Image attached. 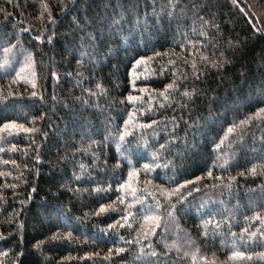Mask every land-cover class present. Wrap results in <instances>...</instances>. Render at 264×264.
I'll list each match as a JSON object with an SVG mask.
<instances>
[{"label": "trees", "instance_id": "1", "mask_svg": "<svg viewBox=\"0 0 264 264\" xmlns=\"http://www.w3.org/2000/svg\"><path fill=\"white\" fill-rule=\"evenodd\" d=\"M261 108L264 0H0V264H264Z\"/></svg>", "mask_w": 264, "mask_h": 264}, {"label": "snow or ice", "instance_id": "2", "mask_svg": "<svg viewBox=\"0 0 264 264\" xmlns=\"http://www.w3.org/2000/svg\"><path fill=\"white\" fill-rule=\"evenodd\" d=\"M233 3H235V0H233ZM171 14V13H170ZM49 19H51V16H49ZM205 23H207V22H205ZM37 39H39V37H37ZM49 39H51V38H49ZM8 49H5V51H7ZM83 58V57H82ZM31 59H32V54L31 53H28L27 54V60H28V62L30 63L31 62ZM145 58L144 57H140V59H137L136 61H135V64L133 65V67L135 68L137 65H139L140 63H141V61L142 60H144ZM78 63H79V61H78ZM213 66H215V63L213 64ZM52 75L55 77L57 74L55 73V72H53L52 73ZM33 87H35V85L33 84ZM96 87L97 88H100L101 89V91L103 90L102 88H101V85L100 84H97L96 85ZM172 88H175V84H170V85H165V91H163V92H161L160 93V95L161 96H163L165 99H167L168 98V96H167V91L169 90V89H172ZM141 91H144L143 89H141ZM32 95L33 96H35L36 95V93L35 92H33L32 93ZM185 95H191V93H185ZM4 100H7L8 98L7 97H4L3 98ZM137 99V97H134V96H131V95H129L128 96V100L129 101H134V100H136ZM260 113H264V108H261V109H258V111H257V116H259V114ZM129 116L131 117L132 116V113H130L129 114ZM247 121H241L240 123L241 124H244V123H246ZM153 124H155L156 123V121H153L152 122ZM128 124V121L127 120H125V125H127ZM17 127H19V128H23V126L22 125H16L15 124V122H8V123H5L3 126H2V128H0V130H11V129H16ZM144 127H150V125H145ZM25 132H28V131H34V129H27V128H25V129H23ZM233 129H229V131L231 132ZM125 135H126V133H124V132H121L120 133V136H119V140L121 141V142H123L124 140H125ZM164 146L163 145H161V148H163ZM151 166L149 165V164H144L143 165V168L145 169V171H147V170H149V168H150ZM251 171H255L254 169H252ZM132 172H129V176L131 177L132 176ZM210 174V173H209ZM197 179H200L199 177H197ZM187 183H189L188 181H185V184H187ZM119 187L120 188H124L125 187V185L124 184H121V185H119ZM182 187H184V185H178L177 186V189H176V191H179V189L180 188H182ZM184 199V197H183V195H181L180 196V200H183ZM124 201L121 199L120 200V203H123ZM105 210V206L104 205H101V207H100V211H104ZM98 214V213H97ZM129 215H131V213H129L128 215H125L124 217H123V220L126 222L127 220H128V216ZM169 215H171V213H169ZM146 220L147 219H149V217L148 216H145L144 217ZM257 218H259V217H257ZM155 219H157V220H159V217H155ZM209 222H211V221H209ZM130 226V225H129ZM159 226V225H158ZM108 227L109 228H112L113 227V225H108ZM155 229H153V231H154ZM70 235V234H69ZM252 235H255V234H252ZM52 238L53 239H56V238H58L57 237V235L54 233L53 234V236H52ZM40 243H42V242H40ZM38 246V245H37ZM110 252H111V249L109 250ZM122 251H124L123 249H117V252H122ZM152 255H156V253H152ZM245 256V253L244 252H233L232 253V257H244ZM250 258V257H249Z\"/></svg>", "mask_w": 264, "mask_h": 264}, {"label": "rangeland", "instance_id": "3", "mask_svg": "<svg viewBox=\"0 0 264 264\" xmlns=\"http://www.w3.org/2000/svg\"><path fill=\"white\" fill-rule=\"evenodd\" d=\"M28 73V72H27Z\"/></svg>", "mask_w": 264, "mask_h": 264}]
</instances>
